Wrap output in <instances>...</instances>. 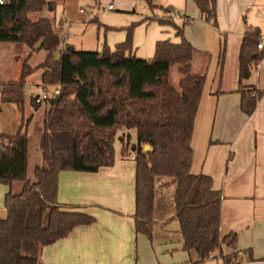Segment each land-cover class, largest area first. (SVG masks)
<instances>
[{"label": "trees", "instance_id": "obj_1", "mask_svg": "<svg viewBox=\"0 0 264 264\" xmlns=\"http://www.w3.org/2000/svg\"><path fill=\"white\" fill-rule=\"evenodd\" d=\"M196 2L202 18L219 30L217 0ZM55 7L52 0H4L0 4V42L24 45L32 51L22 62L19 80L2 84L1 102L14 104L24 113L27 81L38 71H42L43 88L56 85L60 89L46 100L40 138L43 163L35 166L33 179L28 175L27 131L33 115L24 117L15 134H0V181L10 187L8 216L0 219V264H44V247L66 238L76 227L95 223L96 218L78 210L79 206L58 201L59 175L64 170L97 172L114 165L110 146L123 128L137 130L136 144L129 145L130 136L127 141L120 137L123 158L136 162V232L153 240L156 199L161 189L175 186V218L183 249L196 254L197 263L219 252L220 264H241L238 253L222 252L224 244L235 246L237 238L236 234L221 235V192L214 189L212 177L192 172L191 142L210 53L185 38L186 23L182 27L173 23L181 42L158 41L151 59L127 54L132 49L134 25L115 50L107 45L102 51L62 49L53 22L32 17ZM260 36L259 29L248 27L240 50L239 92L247 114L255 111L263 96L243 86L264 60L257 48ZM40 51L46 53L43 61L32 66L31 58ZM224 56L225 47L221 65ZM174 68L179 73L177 83L172 81ZM30 105L38 110L42 103L33 96ZM145 145L151 149L145 152ZM15 182L23 183L20 192L13 191Z\"/></svg>", "mask_w": 264, "mask_h": 264}, {"label": "crops", "instance_id": "obj_2", "mask_svg": "<svg viewBox=\"0 0 264 264\" xmlns=\"http://www.w3.org/2000/svg\"><path fill=\"white\" fill-rule=\"evenodd\" d=\"M74 2L62 0L64 10L59 17L56 15L57 5L54 11L32 14L34 19L46 17L53 22L63 38L62 49L72 46L77 50L102 51L107 45L115 50L118 44L127 40L129 29L134 25L132 49L127 54L151 59L158 41L181 42L174 24L182 27L186 23L185 38L198 50L212 55L194 124L192 172L212 177L214 189L222 194L221 235L236 234L237 238L235 246H222L223 254L238 253L241 264H264V60L243 82L245 89L263 92L252 114L244 112L242 94L239 92L241 45L248 27L257 28L261 35L264 34V0H217L219 30L202 18L196 0H151V4L148 0H90L92 10L88 17L76 13ZM110 5L112 9H109ZM173 12L180 16L172 17ZM160 19L168 21V24H162ZM91 26H95L96 31ZM18 46L12 42H0V64L4 53L10 52L12 58L21 63L22 69L21 55L15 51ZM224 47L225 56L221 65ZM28 50L31 51L30 48ZM37 74L34 85L44 91L42 71ZM5 83L8 82L0 78V134L13 135L24 122V115L16 105L1 102V86ZM27 104L30 105L28 99ZM31 115L34 118V114ZM3 116L10 118L8 123L2 119ZM9 124L16 126L15 133L3 131ZM131 132L136 133V144V129L123 128L117 133L120 137L126 134L127 139ZM115 146L118 147L117 144ZM119 146L122 150V143ZM115 157L114 165L102 167L97 172L64 170L60 173L58 201L79 206L78 210L94 216L96 221L91 225L76 227L66 238L44 247L42 262L205 264L207 260L216 259V264H220L219 252L214 254V258L197 263L196 254L183 249L180 227L177 238H157L154 235L151 240L136 232L133 218L136 210L135 161L130 163L124 160L122 153H116ZM18 184L22 190L23 183L15 182L13 191ZM9 190L10 187L0 181V219L8 216L6 194ZM157 201L158 197L156 219Z\"/></svg>", "mask_w": 264, "mask_h": 264}, {"label": "rangeland", "instance_id": "obj_3", "mask_svg": "<svg viewBox=\"0 0 264 264\" xmlns=\"http://www.w3.org/2000/svg\"><path fill=\"white\" fill-rule=\"evenodd\" d=\"M52 1H54L55 4L57 5V14L56 15H57V17H59L61 15L62 11L64 10L63 6H62V0H52ZM74 1H76V3L74 2L75 9L77 11L76 13H78L82 17L90 16V11L92 10L91 5H90V0H74ZM94 27L95 26H91V29L96 31ZM57 30L59 31V29H57ZM70 31H69V34H71ZM70 37L72 39L74 38L72 34ZM71 42H73V41H71ZM15 51H17L21 55L22 61L26 58V56L28 54H30L32 52V51L29 52L28 48L24 45L18 46V48L16 47ZM44 54H45L44 51H42L40 54L35 53L30 60L31 65L35 66L39 62H41L44 59ZM59 56L60 55L58 52L57 57H59ZM210 56H211V60L209 63V67H210V64L212 61V55L210 54ZM209 67H208V70H209ZM20 69H21V63L18 64L17 61H15L12 58V54L10 52L4 53L2 63L0 64V78H2L5 82L19 80ZM208 70H207V75H208ZM37 73L32 75L31 77H29L28 81H27L26 98L28 99V101L33 96H37L38 93L43 94L45 91L49 92L54 87L55 88L58 87L56 85L55 86H48V87L44 88V91H42V89L36 88V86L34 84L37 81V76H38ZM171 74H172V81L174 83H177L179 80V73H178L177 69L174 68L172 70ZM46 106H47V103H46V101H44V104L42 105L41 109L38 111H34V109L30 105L27 104L25 107L24 113H23L26 120L29 119L31 114H34L33 121L31 123L29 129L27 130L29 138H30V145H29L30 158H29L28 172H29V176L31 178H34V174H33L34 167L43 161L42 160V153L40 150V138H41V134L43 131L44 113H45V110L47 109ZM18 115H20V113H18ZM2 119L3 120L5 119V123H8L7 121L10 120V118H8L7 116H5V117L3 116ZM18 126H19V122H17V128H18ZM15 128H16V126L14 124H9V126L6 127V129H4L3 131L13 134L17 131V129L15 130ZM26 129L27 128L24 127V130H26ZM123 135L124 136H122V137H124L125 140L127 141L126 134H123ZM135 136H136L135 132L130 133L129 145L135 144V139H136ZM130 142H131V144H130ZM116 144L118 147L115 146ZM120 144H121L120 135H118V133H117L115 140H114V143H113L114 148H115V151H114L115 156H116V153H118L119 155L121 154L122 150L119 146ZM144 151H145V149H144ZM124 160L129 161L130 163L134 162V159L132 157H129L127 159L124 158ZM133 164L136 166L135 162ZM19 186H20L19 184L16 185L15 192L20 191ZM174 192H175V186H170L168 188L161 189V191L158 195L157 219L155 218L157 223L154 226V235L157 238L167 237V236L177 238L176 236L178 235L177 231L179 230V223L175 218L176 211H175V206H174L173 199H172ZM161 199L163 200V202H161ZM160 223H163V224H161L162 228H160ZM205 264H216V259L207 260Z\"/></svg>", "mask_w": 264, "mask_h": 264}, {"label": "built area", "instance_id": "obj_4", "mask_svg": "<svg viewBox=\"0 0 264 264\" xmlns=\"http://www.w3.org/2000/svg\"><path fill=\"white\" fill-rule=\"evenodd\" d=\"M3 3H4V0H0V4H3ZM112 8H113V6L110 5V6H109V9H112ZM179 16H180L179 13H175V12L172 13V17H174V18H178ZM257 48H258V50L261 51V52L263 53V55H264V34H262V35L260 36V39H259V41H258V43H257ZM59 92H60L59 87H56V88L54 87V88L51 89L49 92H46V91H45L43 94H41V95H39V96L37 97V102L42 103V102L46 101L48 98H50V97H54V96L58 95ZM210 257L214 258L215 255H211Z\"/></svg>", "mask_w": 264, "mask_h": 264}, {"label": "water", "instance_id": "obj_5", "mask_svg": "<svg viewBox=\"0 0 264 264\" xmlns=\"http://www.w3.org/2000/svg\"><path fill=\"white\" fill-rule=\"evenodd\" d=\"M72 48H73V47L71 46V49H72ZM110 148H111L112 151L115 150V149H114V145H111ZM144 149H145V151H148V150L151 149V146H150V145H145Z\"/></svg>", "mask_w": 264, "mask_h": 264}]
</instances>
